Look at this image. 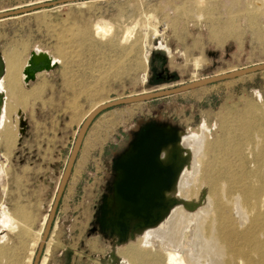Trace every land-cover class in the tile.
Wrapping results in <instances>:
<instances>
[{
  "label": "rangeland",
  "instance_id": "obj_1",
  "mask_svg": "<svg viewBox=\"0 0 264 264\" xmlns=\"http://www.w3.org/2000/svg\"><path fill=\"white\" fill-rule=\"evenodd\" d=\"M53 1L0 0V12ZM81 1L0 19V52L16 53L19 68L37 49L56 61L34 81H19L27 97L16 102L24 105L9 97L19 115L11 147L0 144V209L13 214L18 227L0 235L15 257L3 264L25 263L80 125L95 104L264 61V0ZM103 22L112 27L105 38L94 34ZM125 27L133 37L122 43ZM159 70L172 76L158 80ZM149 123L180 132L206 127L215 170L241 186L264 184V70L103 109L86 130L37 264H127L126 246L101 230L97 216L103 196L111 193L114 162Z\"/></svg>",
  "mask_w": 264,
  "mask_h": 264
},
{
  "label": "bare ground",
  "instance_id": "obj_2",
  "mask_svg": "<svg viewBox=\"0 0 264 264\" xmlns=\"http://www.w3.org/2000/svg\"><path fill=\"white\" fill-rule=\"evenodd\" d=\"M111 32L112 27L107 22L94 27V34L101 38L108 37ZM155 33L158 32L155 30ZM132 37L133 30L125 27L121 42L126 43ZM147 56L143 55L144 68ZM30 59L35 64L45 59L55 62L50 54L37 49L19 68L16 53L4 55L0 52V144L5 143L7 149L12 145L14 131L11 128L19 115L11 100L27 97L19 92L18 83L26 82ZM35 73L31 76L35 77ZM103 103L105 101L95 104L86 116ZM208 131L206 127L199 132L178 131L174 139L162 145L160 161L164 165L172 164L175 176L171 185L164 187L160 208L154 212L153 219H127L124 233L117 227H107L106 233L115 243L126 246L122 252L127 264H264V184L258 181L259 185L241 186L233 177L225 178L224 170H215V157L208 151L211 139ZM0 167L3 168L2 163ZM233 185L238 188L234 186L233 189ZM107 197L108 216L114 218L117 206L112 194ZM17 227L14 215L1 208L0 228L13 230ZM42 235L43 231L39 230L34 236L24 264H32L34 247Z\"/></svg>",
  "mask_w": 264,
  "mask_h": 264
},
{
  "label": "water",
  "instance_id": "obj_3",
  "mask_svg": "<svg viewBox=\"0 0 264 264\" xmlns=\"http://www.w3.org/2000/svg\"><path fill=\"white\" fill-rule=\"evenodd\" d=\"M74 1L79 0H57L3 11L0 12V19L30 12L42 7L44 8L55 4H66ZM32 53L33 51L30 52V55ZM54 63H50L45 59L35 64L30 59L25 72V83L35 78L33 75L31 76V73L34 74L35 72L38 73L48 70L53 67ZM38 64H40L39 68H36ZM263 70L264 61L250 66L235 68L213 76L193 80L175 87L140 92L126 97L116 98L93 109L84 118L78 130L75 142L71 148L65 169L61 176L60 183L57 187L52 208L43 229V235L39 241L37 251H35L32 264L38 263L58 200L69 177L86 130L97 113L103 109L116 105L154 100ZM170 76L172 75H167V78ZM177 133L178 131L169 126L149 123L146 127H144L138 138L131 142L128 148L117 158L114 162L115 174L110 193L112 194L117 206L116 216L114 218L108 216L110 207L107 202L108 197L107 195H104L99 207V215L97 216V222L102 231L106 232V229L109 226L117 227L119 232L124 233L126 231L127 219H137L143 221L153 219L154 212L160 208L158 206L161 205V194L164 192V187L170 186L175 176V169L172 164L164 165L161 163L159 158L160 150L162 145L167 141L174 139Z\"/></svg>",
  "mask_w": 264,
  "mask_h": 264
},
{
  "label": "crops",
  "instance_id": "obj_4",
  "mask_svg": "<svg viewBox=\"0 0 264 264\" xmlns=\"http://www.w3.org/2000/svg\"><path fill=\"white\" fill-rule=\"evenodd\" d=\"M53 57V56H52ZM55 63H56V61H55ZM55 63H54V65H55ZM51 69V68H50ZM50 69H48V70H50ZM48 70H44V71H48ZM38 74V73H37ZM37 74L35 75V78L33 79V80H30V81H34L36 78H37ZM37 88H38V86H37ZM36 90L37 89H30V91L33 93V94H35L36 93ZM28 92L29 93V95H30V93L31 92ZM25 96V95H24ZM17 99H18V97H17ZM16 99V100H17ZM28 99H30V97L28 98ZM16 100H15V105L17 104V102H16ZM28 102V101H27ZM18 104H21V105H24L23 103H18ZM17 104V105H18ZM7 232H9L10 233V231H8L7 229H5V228H2V229H0V235H3L4 233H7ZM2 237L3 236H0V239H2ZM1 241V240H0ZM3 243V246H4V249H3V252L2 253H0V256L2 257V259L0 258V264H3V261L4 260H6V261H8L9 259L10 260H14L15 259V257H12L11 255H10V252L8 251V247L6 246V243L5 242H2L1 241V243H0V245ZM8 244H10V243H7V245ZM28 248V247H27ZM25 257H26V254L24 255V258H23V261L25 260ZM24 263V262H23ZM22 263V264H23Z\"/></svg>",
  "mask_w": 264,
  "mask_h": 264
},
{
  "label": "flooded vegetation",
  "instance_id": "obj_5",
  "mask_svg": "<svg viewBox=\"0 0 264 264\" xmlns=\"http://www.w3.org/2000/svg\"><path fill=\"white\" fill-rule=\"evenodd\" d=\"M154 77H156L158 80H161L163 78H167V76L166 75L164 76V74L161 70L157 71L156 75ZM167 79H169V78H167Z\"/></svg>",
  "mask_w": 264,
  "mask_h": 264
},
{
  "label": "trees",
  "instance_id": "obj_6",
  "mask_svg": "<svg viewBox=\"0 0 264 264\" xmlns=\"http://www.w3.org/2000/svg\"><path fill=\"white\" fill-rule=\"evenodd\" d=\"M157 79V78H156Z\"/></svg>",
  "mask_w": 264,
  "mask_h": 264
}]
</instances>
